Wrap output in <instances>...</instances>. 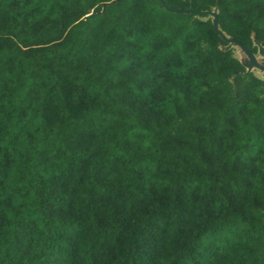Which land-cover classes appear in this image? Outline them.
<instances>
[{
	"label": "trees",
	"instance_id": "trees-1",
	"mask_svg": "<svg viewBox=\"0 0 264 264\" xmlns=\"http://www.w3.org/2000/svg\"><path fill=\"white\" fill-rule=\"evenodd\" d=\"M264 0H0V264H264Z\"/></svg>",
	"mask_w": 264,
	"mask_h": 264
},
{
	"label": "water",
	"instance_id": "water-1",
	"mask_svg": "<svg viewBox=\"0 0 264 264\" xmlns=\"http://www.w3.org/2000/svg\"><path fill=\"white\" fill-rule=\"evenodd\" d=\"M203 13H206V14H209V15H211L212 17H213V25H214V28H215V30H217L218 31V33L221 35V37L225 40V41H227L228 42V45H230V43L231 44H234V45H236V46H238L240 49H241V51L243 52V53H245L246 54V56L249 58V60H251V64L255 67V68H257V69H259V70H262V71H264V65H262V64H260L259 63V61H258V59L256 58V56H255V54L254 53H252L248 48H246L244 45H242L240 42H238L236 39H234V38H232V37H227V36H225L219 29H218V27H217V14H216V12L215 11H202ZM257 44V46L259 47H261V48H263L264 49V47L263 46H261L259 43H256ZM228 45L226 46L227 48H229L228 47ZM240 60V59H239ZM241 61V60H240ZM242 62V61H241ZM243 63V62H242ZM244 64V63H243ZM244 66L246 67V65L244 64ZM247 70V69H246ZM247 71H251V70H247Z\"/></svg>",
	"mask_w": 264,
	"mask_h": 264
},
{
	"label": "rangeland",
	"instance_id": "rangeland-1",
	"mask_svg": "<svg viewBox=\"0 0 264 264\" xmlns=\"http://www.w3.org/2000/svg\"><path fill=\"white\" fill-rule=\"evenodd\" d=\"M228 47L233 48L234 54L246 65L247 70H252L256 75L264 78V71L255 68L251 64V60H249V58L246 56V54L243 53L238 46L230 43V45H228ZM255 56L258 59L259 63L264 65V49L259 46L257 54H255Z\"/></svg>",
	"mask_w": 264,
	"mask_h": 264
}]
</instances>
